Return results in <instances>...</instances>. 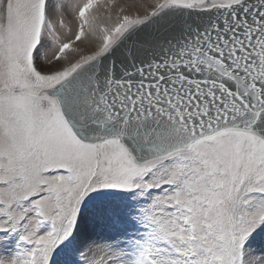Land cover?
I'll list each match as a JSON object with an SVG mask.
<instances>
[{
  "label": "snow or ice",
  "instance_id": "snow-or-ice-1",
  "mask_svg": "<svg viewBox=\"0 0 264 264\" xmlns=\"http://www.w3.org/2000/svg\"><path fill=\"white\" fill-rule=\"evenodd\" d=\"M133 7L0 0V264H52L113 193L142 234L79 264H264V0Z\"/></svg>",
  "mask_w": 264,
  "mask_h": 264
},
{
  "label": "rangeland",
  "instance_id": "rangeland-1",
  "mask_svg": "<svg viewBox=\"0 0 264 264\" xmlns=\"http://www.w3.org/2000/svg\"><path fill=\"white\" fill-rule=\"evenodd\" d=\"M118 3L126 6L127 11L125 14L135 15L136 12L134 11L133 6H139L141 17L144 14L146 0H118ZM130 10L131 12H129ZM133 195L134 194L113 193L105 196L91 197L88 200L86 206L82 209L80 219L86 217L92 221L93 225L96 223L95 228L92 230V234H94L92 235V241H94L95 244H88L85 248L79 247L80 243L76 235L79 227L78 222L77 230L74 233V238L62 249L58 250V252L53 256L52 264H79V253L81 251H87L90 246H107V244L125 243L130 244L131 241L126 239L127 237L141 235L142 233H140L136 229L134 223L131 222L130 213L133 211L134 206L136 205V201L132 198ZM101 204H103L106 208L103 209L102 215L100 212H97L99 211L97 207H99ZM95 210L97 211L95 212ZM106 210L107 212H105ZM104 213H106V215H104ZM105 222H107V224H104ZM12 246L13 242L10 241L7 247L10 248ZM249 248L254 255L264 256V230L259 231L252 238Z\"/></svg>",
  "mask_w": 264,
  "mask_h": 264
},
{
  "label": "water",
  "instance_id": "water-1",
  "mask_svg": "<svg viewBox=\"0 0 264 264\" xmlns=\"http://www.w3.org/2000/svg\"><path fill=\"white\" fill-rule=\"evenodd\" d=\"M209 23V21L207 19H197L195 16H193L191 19H189L188 17H185L184 20L180 21V23L177 24H173L172 28L177 29V34L178 31L180 29L183 30L184 33H188L190 30H194L196 27H206L207 24ZM144 37L142 36L141 39H143ZM129 48H135V49H141L143 47L142 44L140 43H135V45H129ZM127 56V52L122 50V52L120 54L117 55V60L120 61L122 64L124 63V58ZM146 58L148 60H152V59H160V53L156 52L155 55L153 56V54L148 53Z\"/></svg>",
  "mask_w": 264,
  "mask_h": 264
},
{
  "label": "bare ground",
  "instance_id": "bare-ground-1",
  "mask_svg": "<svg viewBox=\"0 0 264 264\" xmlns=\"http://www.w3.org/2000/svg\"><path fill=\"white\" fill-rule=\"evenodd\" d=\"M131 10H133V9H131ZM131 10L129 11V12H131ZM107 207H109V206H107ZM97 209L99 210V211H97V210H95V212L97 211V212H100L101 213V215H102V211H103V209H106L105 207H104V205L103 204H101L99 207H97ZM105 212H107V210L105 211ZM104 215H106V213H104ZM103 215V216H104ZM109 220V219H108ZM104 221H106V220H104ZM104 224H107V222H105ZM79 227H78V230H77V232H76V235H77V237H78V241H79V243H80V245H79V247H83V248H85L86 247V245H88V244H91V243H93V244H95L94 243V241H92V235H94V234H92V230L95 228V226H96V223H95V225H93L92 224V221H90L88 218H81L80 220H79V225H78ZM104 228V227H103ZM93 232H95V231H93ZM98 234H99V232H98ZM101 234V233H100ZM103 235V234H102ZM105 235V234H104ZM97 238V237H96ZM95 238V239H96ZM102 238H104V237H102ZM97 242V241H96ZM102 242V241H101Z\"/></svg>",
  "mask_w": 264,
  "mask_h": 264
}]
</instances>
